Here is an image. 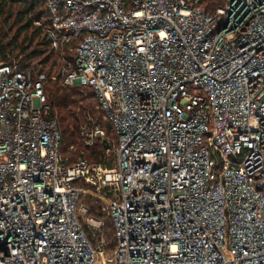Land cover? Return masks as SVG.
I'll return each mask as SVG.
<instances>
[{
    "label": "built area",
    "instance_id": "1",
    "mask_svg": "<svg viewBox=\"0 0 264 264\" xmlns=\"http://www.w3.org/2000/svg\"><path fill=\"white\" fill-rule=\"evenodd\" d=\"M34 23L113 164L63 157L45 69L0 60V264H264V0H44Z\"/></svg>",
    "mask_w": 264,
    "mask_h": 264
},
{
    "label": "trees",
    "instance_id": "2",
    "mask_svg": "<svg viewBox=\"0 0 264 264\" xmlns=\"http://www.w3.org/2000/svg\"><path fill=\"white\" fill-rule=\"evenodd\" d=\"M216 1L209 0V3L214 6ZM43 6L44 0H0V60L16 64L20 68L33 64L37 71L43 70L47 65H56L58 54L50 48L44 29L34 23L39 21ZM52 68L54 70L45 71L47 80L43 84V93L50 115L56 118L61 134V155L68 157L70 162L78 156H84L90 162L112 165V155L104 151L105 142L97 140L92 147L85 146L83 142L82 126L87 124L88 118L105 130L106 143L116 141L110 123L107 120L106 124L101 123L93 91L86 87H67L57 76L56 68ZM52 75H55L54 79H51ZM82 206L87 209V213L79 215V220L91 244L97 246L99 239L103 238L106 248L112 250L115 246L113 226L108 214L102 211V202L91 196L81 195L77 201V209ZM89 217L104 220L102 234L87 226L86 219Z\"/></svg>",
    "mask_w": 264,
    "mask_h": 264
},
{
    "label": "rangeland",
    "instance_id": "3",
    "mask_svg": "<svg viewBox=\"0 0 264 264\" xmlns=\"http://www.w3.org/2000/svg\"><path fill=\"white\" fill-rule=\"evenodd\" d=\"M46 65H47V63H46ZM46 65H44V66H46ZM48 67H46V68H43V69H45V71L47 70V69H53L54 70V68H52V67H54V66H52L51 65V67H49V65H47ZM96 110V109H95ZM96 112L100 115V117H101V123L102 124H106V122H105V119H104V116H103V114H101V113H99L98 112V110H96Z\"/></svg>",
    "mask_w": 264,
    "mask_h": 264
}]
</instances>
